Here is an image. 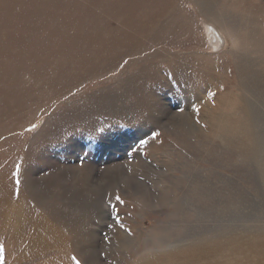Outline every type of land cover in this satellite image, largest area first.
Returning <instances> with one entry per match:
<instances>
[{"label":"rangeland","instance_id":"374dc122","mask_svg":"<svg viewBox=\"0 0 264 264\" xmlns=\"http://www.w3.org/2000/svg\"><path fill=\"white\" fill-rule=\"evenodd\" d=\"M262 39L264 0H0V264H264Z\"/></svg>","mask_w":264,"mask_h":264},{"label":"bare ground","instance_id":"6f19581e","mask_svg":"<svg viewBox=\"0 0 264 264\" xmlns=\"http://www.w3.org/2000/svg\"><path fill=\"white\" fill-rule=\"evenodd\" d=\"M212 16V15H211ZM211 16H209V18H208V20L209 21H214V22H216L215 20H217L218 22H219V20L218 19H216L215 17V19H213V18H210ZM203 22H205V21H203ZM217 23V22H216ZM219 24V29L221 30V33L223 34V36L225 37H223L222 35H221V33L219 32V30L217 29L218 27H216V26H213L212 24H207V25H212L216 30H217V32H218V34H219V36H220V40H221V42L220 43H217V48H213V46L209 43V41L207 40V36H205L206 37V41H207V43H209V46H210V48L212 49V50H215V51H218L224 44H225V42L227 41L228 42V45H229V47L231 48V52H236V51H238V49L239 48H241L242 46H243V42L241 41V39H240V35H239V33L237 32H234L233 30H231L230 28H228V26H226V27H224L220 22L218 23ZM222 26H221V25ZM227 24V23H226ZM237 29V31H239L238 30V28H236ZM239 35V36H238ZM259 37V36H258ZM262 37V36H261ZM250 38V37H249ZM259 39V38H258ZM249 40V39H248ZM252 40V39H251ZM247 41V40H246ZM262 41L264 42V39H262ZM261 43V42H260ZM247 48V47H246ZM252 49V48H251ZM253 51V50H252ZM244 53H246V52H244ZM243 53V54H244ZM248 53V52H247ZM236 54V53H235ZM234 55V54H233ZM263 55V54H262ZM261 55V56H262ZM220 56V55H219ZM218 56V57H219ZM243 56V55H242ZM250 56V55H249ZM236 57V56H235ZM211 58H212V56H211ZM243 59H244V56H243ZM236 60H237V62H238V65L240 66V72H241V74H242V76H243V79H244V82H247L248 81V77L246 76V73L248 72V66H247V64L242 60H240L238 57L236 58ZM261 61V60H260ZM240 63V64H239ZM242 63H245V64H242ZM250 63V62H249ZM259 63V62H258ZM260 64H261V62H260ZM259 78V77H258ZM240 85V84H239ZM204 96V95H203ZM247 101V100H246ZM246 103V102H245ZM244 103V104H245ZM247 104V103H246ZM253 104V103H252ZM250 105V104H249ZM207 107V106H206ZM243 107H244V105H243ZM251 108V107H250ZM247 109H249V107L247 108ZM242 110H244V109H242ZM204 111V110H203ZM211 111V110H210ZM241 111V110H240ZM245 111V110H244ZM248 111V113H249V110H247ZM250 111H251V109H250ZM255 111V110H254ZM247 113V112H246ZM248 113H247V118L249 119V115H248ZM253 113H256V112H253ZM211 114V113H210ZM242 114V113H241ZM252 115H255V114H252ZM213 116V115H212ZM233 117V116H232ZM256 117V116H255ZM254 117V118H255ZM206 118V117H205ZM215 118V117H214ZM239 118V117H238ZM237 118V119H238ZM258 118V117H257ZM257 118H255V119H257ZM200 119H201V117H200ZM247 119V120H248ZM250 119H251V123H255L254 121H253V118L252 117H250ZM259 119V118H258ZM260 120V119H259ZM215 121V120H214ZM227 121V120H226ZM258 121V120H257ZM216 122V121H215ZM210 123V122H209ZM248 123H249V120H248ZM260 123H263L262 121H260ZM229 124V123H228ZM224 125V124H223ZM257 125V124H256ZM254 126V125H253ZM227 127V126H226ZM258 127V126H257ZM229 128H231L230 126H229ZM255 129V128H254ZM253 129V130H254ZM239 130H240V128H239ZM255 132H256V130H255ZM228 133V132H227ZM244 133V132H243ZM258 135V134H257ZM197 136V135H196ZM238 136V135H237ZM194 137V136H193ZM248 137V136H247ZM251 137H252V143L254 142V141H256V138L253 136V135H251ZM264 137V136H263ZM249 138V137H248ZM259 138V137H258ZM261 139V138H260ZM259 139V140H260ZM263 140V139H262ZM251 142V141H250ZM256 143V142H255ZM258 143V142H257ZM262 143V142H261ZM259 145V144H258ZM260 147V146H259ZM244 148V147H243ZM257 146H252V150L254 151V153H256L257 151ZM258 153V152H257ZM251 156V155H250ZM257 156V155H256ZM116 167H118V168H116V171H118V173H119V171H121L122 172V176H118V178H123V169L120 167V166H116ZM107 169V168H106ZM114 169V168H113ZM105 170V169H104ZM110 170V169H109ZM106 172V171H105ZM120 172V173H121ZM119 175V174H118ZM111 176H109V177H107V180H111L112 178H110ZM115 179V178H114ZM113 181V180H112ZM119 181V180H118ZM101 183V182H100ZM112 183H114V182H112ZM118 184V183H117ZM98 185V184H97ZM92 186H94V185H92ZM96 187V186H95ZM98 190L99 189H101L100 187H98L97 188ZM8 187L5 185H3V186H1L0 187V211H1V209L2 208H6V205H7V203H4V198H7L9 195H8ZM100 191V190H99ZM102 193V192H101ZM10 200H11V198H10ZM21 204V203H20ZM14 205L15 204H10L9 205V208H14L13 210V212H11V213H7V216H6V218L4 219V218H0V234L1 233H3L4 232V229H6V230H9L10 231V236H9V242L7 243V247H8V253H9V257H11V254H13V251H15L14 249H15V247H16V245H20V243L22 242V240H24V238L29 234V231H30V228H28V227H30V220H31V218H29V219H27V212H28V215H31V211L29 210V209H25V208H23V207H20V205L19 206H16V207H14ZM6 211V210H5ZM12 213H14L13 214V216H11L12 215ZM35 215V214H34ZM13 219L15 222H14V224H12V221H11V219ZM43 218V217H42ZM28 220V222H29V226L26 224L27 223V220ZM42 219H40L39 220V218H37V222H36V230H35V233L33 234V236H35V234L37 233V237L35 236V239L33 240V242H35V241H38V240H41V237L45 234L46 235V233L49 231V232H52L53 233V231H54V233H57L58 231H57V229H55L54 228V226L52 225V224H48V226H50V227H53L54 229H52V228H50V227H47V226H45V227H43V230H40V231H38L37 232V230L39 229V227L41 226V221ZM46 220V219H45ZM35 222V221H34ZM45 222V221H44ZM45 223H47V222H45ZM44 223V224H45ZM72 227V226H71ZM184 228V227H183ZM27 231V232H26ZM57 231V232H56ZM60 231H62V230H60ZM95 232V231H94ZM185 232V231H184ZM187 233H188V231H186ZM185 232V233H186ZM181 233H183V232H181ZM59 234L57 233L55 236L53 235V237H52V239L53 240H51L48 244H46L45 246L43 245V246H41L40 245V247H38V250H35L34 252L32 251V253H31V251H30V249H28L29 251H26V252H24V253H21L20 254V256H19V258H18V260L17 261H22L23 259H26V258H31V259H37V257H43V256H45V255H49V253L50 252H54L55 250H56V248H58V247H60V245H62V242H61V239L59 240ZM62 238V237H61ZM31 239V238H30ZM208 240H210V239H208ZM42 241V240H41ZM62 241H63V238H62ZM207 241V240H206ZM61 242V243H60ZM181 242V241H180ZM91 243V242H90ZM80 245V244H79ZM91 245H92V243H91ZM90 245V246H91ZM206 245V244H205ZM217 245V244H216ZM171 246V245H170ZM259 250H261L260 252H259V255H261V256H263V254H264V246H263V244L262 243H259ZM92 247V246H91ZM175 247V246H174ZM202 248V247H201ZM208 247L206 246V249H207ZM91 249H93V248H91ZM27 250V249H26ZM95 250H98V249H95ZM207 250H211L210 248H208ZM215 249H213V251H214ZM203 251H204V248H203ZM202 251V252H203ZM29 252V253H28ZM158 252V251H157ZM206 252V251H205ZM210 252V251H209ZM211 252H212V250H211ZM97 254V253H96ZM207 254V253H206ZM205 254V255H206ZM248 254V253H247ZM155 255V254H154ZM207 256V255H206ZM223 256V255H222ZM95 258H96V256H95ZM99 258V257H98ZM243 258V257H242ZM97 259V258H96ZM40 264H58V260H56L55 261V263L52 261V259L51 258H49V259H47V260H45V261H43L42 260V262L40 263Z\"/></svg>","mask_w":264,"mask_h":264},{"label":"water","instance_id":"95a60500","mask_svg":"<svg viewBox=\"0 0 264 264\" xmlns=\"http://www.w3.org/2000/svg\"><path fill=\"white\" fill-rule=\"evenodd\" d=\"M206 35H207V40L213 46V48L214 47L217 48L218 46L217 43H220L221 40L219 39L220 36L217 30L212 25H207Z\"/></svg>","mask_w":264,"mask_h":264},{"label":"snow or ice","instance_id":"6c2138e0","mask_svg":"<svg viewBox=\"0 0 264 264\" xmlns=\"http://www.w3.org/2000/svg\"><path fill=\"white\" fill-rule=\"evenodd\" d=\"M73 259H75V257ZM76 264H80V262L78 260H76Z\"/></svg>","mask_w":264,"mask_h":264}]
</instances>
